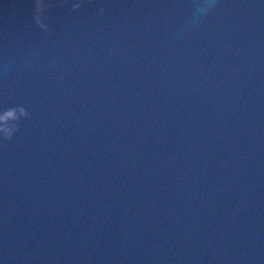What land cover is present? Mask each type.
<instances>
[{"label":"water","instance_id":"water-1","mask_svg":"<svg viewBox=\"0 0 264 264\" xmlns=\"http://www.w3.org/2000/svg\"><path fill=\"white\" fill-rule=\"evenodd\" d=\"M52 2L0 0V264H264V0Z\"/></svg>","mask_w":264,"mask_h":264},{"label":"clouds","instance_id":"clouds-1","mask_svg":"<svg viewBox=\"0 0 264 264\" xmlns=\"http://www.w3.org/2000/svg\"><path fill=\"white\" fill-rule=\"evenodd\" d=\"M93 0H59L57 7L63 8L71 3V11H79L84 3L91 4ZM217 0H196L194 5L195 13L193 15V22L198 23L202 17L206 16L215 6ZM52 0H33V19L35 25L49 35L52 29L49 26V11L53 8ZM103 9L100 13L103 14ZM30 113L25 107L21 105L6 108L0 112V139L4 141H11L17 132L20 131V122L23 119L29 118Z\"/></svg>","mask_w":264,"mask_h":264}]
</instances>
